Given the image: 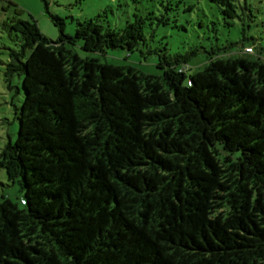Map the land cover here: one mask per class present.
I'll use <instances>...</instances> for the list:
<instances>
[{"label":"trees","instance_id":"1","mask_svg":"<svg viewBox=\"0 0 264 264\" xmlns=\"http://www.w3.org/2000/svg\"><path fill=\"white\" fill-rule=\"evenodd\" d=\"M209 1L224 20L247 16L236 0ZM158 5L122 29L76 20L73 35L49 14L54 42L35 21L4 25V77H21L23 100L0 168L22 196L0 202V264H264V48L252 58L230 43L192 73L198 48L148 50L155 77L66 46L144 48L146 21L176 23L185 2Z\"/></svg>","mask_w":264,"mask_h":264},{"label":"rangeland","instance_id":"2","mask_svg":"<svg viewBox=\"0 0 264 264\" xmlns=\"http://www.w3.org/2000/svg\"><path fill=\"white\" fill-rule=\"evenodd\" d=\"M0 0V149L9 140L14 141L18 131L15 107L23 100L21 77L14 76L10 83L4 77L8 50L13 43L8 38L4 25L12 19L35 21L41 34L54 42L60 38L59 27L54 25L49 14L57 15L64 20V33L73 35L76 20H85L101 16V20L112 29H122L126 22L134 19V13L146 16L147 10L155 11L159 16L162 8L159 0ZM137 1V2H136ZM240 5L246 4L248 10L244 22L238 19L224 20L220 7L209 0H184L185 6L193 4V10L185 12V6L170 13L176 16L177 22L170 21L167 25H156L153 20L146 21L144 35L146 46L133 52L123 49L107 50L104 54L87 53L82 50V43L66 46L80 58H94L101 63L115 66L131 67L144 75L159 77L161 70L157 68V56L148 54V50L166 47L170 55H185L197 49L196 55L190 58V72L201 69L206 63L209 52L224 48L230 43L233 50L230 54H239L243 47L252 46L254 53L245 52L246 56L256 57L260 47L264 48V0H236ZM161 11V12H160ZM241 12V10H238ZM251 11V14H249ZM172 20V19H171ZM232 25H228L230 23ZM243 25V26H242ZM245 28L246 39L242 40L240 30ZM253 39V40H252ZM242 40V42H241ZM224 52L223 50L219 53ZM264 57V52L262 53ZM11 85V88H9ZM18 183L8 180L0 168V202L6 198L20 207Z\"/></svg>","mask_w":264,"mask_h":264},{"label":"built area","instance_id":"3","mask_svg":"<svg viewBox=\"0 0 264 264\" xmlns=\"http://www.w3.org/2000/svg\"><path fill=\"white\" fill-rule=\"evenodd\" d=\"M247 52H250V49H246Z\"/></svg>","mask_w":264,"mask_h":264}]
</instances>
